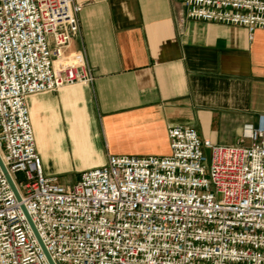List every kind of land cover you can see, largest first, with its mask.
I'll use <instances>...</instances> for the list:
<instances>
[{"label": "built area", "instance_id": "2783aa9c", "mask_svg": "<svg viewBox=\"0 0 264 264\" xmlns=\"http://www.w3.org/2000/svg\"><path fill=\"white\" fill-rule=\"evenodd\" d=\"M172 1L250 40L264 29V0ZM81 9L0 0V161L19 196L0 167V264H50L41 244L54 264H264V117L234 145L172 125L168 155H111L68 186L44 175L27 99L93 83L69 51Z\"/></svg>", "mask_w": 264, "mask_h": 264}, {"label": "crops", "instance_id": "0c3cea01", "mask_svg": "<svg viewBox=\"0 0 264 264\" xmlns=\"http://www.w3.org/2000/svg\"><path fill=\"white\" fill-rule=\"evenodd\" d=\"M74 1L69 51L94 80L27 99L46 177L77 174L61 182L72 185L111 155H168L172 125L234 145L264 117V29L250 40L244 27L187 19L172 0Z\"/></svg>", "mask_w": 264, "mask_h": 264}, {"label": "water", "instance_id": "95a60500", "mask_svg": "<svg viewBox=\"0 0 264 264\" xmlns=\"http://www.w3.org/2000/svg\"><path fill=\"white\" fill-rule=\"evenodd\" d=\"M0 167H1V169H2V171H3V173H4V175L6 176V179L8 180V183H9L11 189L13 190V192H14V194H15L17 200H19V196H18V193H17V191H16V188H15V186H14V184H13L11 178H10L9 175L7 174V172H6V170H5L4 166H3V164L1 163V161H0ZM22 210H23V212L25 213L26 218H27L28 222L30 223L32 229L35 231V229H34V227H33V224H32V222H31V220H30V218H29V216H28V214H27V212H26V210H25V208H24L23 206H22ZM40 244H41V242H40ZM41 246H42V249H43L44 253L46 254V257H47L49 263H50V264H54V263L51 261L50 257L48 256V254H47V252L45 251V249H44V247H43L42 244H41Z\"/></svg>", "mask_w": 264, "mask_h": 264}, {"label": "rangeland", "instance_id": "374dc122", "mask_svg": "<svg viewBox=\"0 0 264 264\" xmlns=\"http://www.w3.org/2000/svg\"><path fill=\"white\" fill-rule=\"evenodd\" d=\"M52 151H53V150H52ZM52 151H51V152H52ZM53 152H55V151H53ZM44 175H45V174H44ZM50 175H53L59 183H61L62 180H64V179H70V178L77 177V174H71V173H65V174H63V173H59V172H55V173L50 174ZM17 180H18L19 182H20V181H24V179H23V175L20 174V173L17 174ZM66 186H68V185H66Z\"/></svg>", "mask_w": 264, "mask_h": 264}]
</instances>
